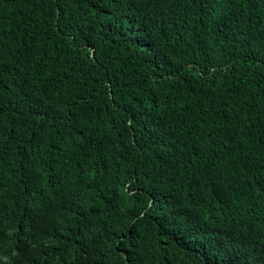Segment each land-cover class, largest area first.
Instances as JSON below:
<instances>
[{"label": "trees", "instance_id": "trees-1", "mask_svg": "<svg viewBox=\"0 0 264 264\" xmlns=\"http://www.w3.org/2000/svg\"><path fill=\"white\" fill-rule=\"evenodd\" d=\"M0 264H264V0H0Z\"/></svg>", "mask_w": 264, "mask_h": 264}]
</instances>
